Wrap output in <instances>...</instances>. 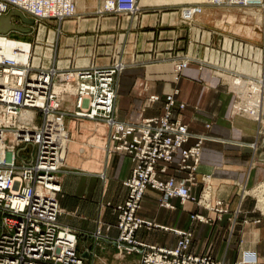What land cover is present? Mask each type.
<instances>
[{
  "label": "crops",
  "instance_id": "crops-1",
  "mask_svg": "<svg viewBox=\"0 0 264 264\" xmlns=\"http://www.w3.org/2000/svg\"><path fill=\"white\" fill-rule=\"evenodd\" d=\"M97 2L77 0L82 17L61 25L51 24L55 28L50 27V32L42 25L35 32L38 25L29 26L12 19L14 27L32 30L15 32L21 37L11 38L22 41L34 34L36 40L33 36L28 43L34 65L55 66L63 71L105 68L120 53L127 67L117 78L115 117L119 121L137 123L162 115L166 95L177 90V105L183 103L186 107L180 111L176 106V114L188 125L190 133L207 137L198 173L207 178L214 197L223 200L230 212L217 220L215 213L194 203L182 206L177 199L170 201L175 210L165 209L160 206L161 194L149 190L139 215L157 225L192 230L190 251L196 255L210 253L226 263L253 255L263 258L264 216L254 206L255 198L250 194L264 182V114L260 122L234 114L237 96L232 77L240 74L244 79H264V32L251 28L247 19V10L264 8L206 4L194 25L188 27L182 25L178 11L164 12L169 9L151 10L114 24L113 17H84L94 13ZM109 30L123 31L126 35L120 36H128V41L124 42L122 37L118 44L105 46L110 42L103 33ZM189 56L195 61L176 80L175 61ZM197 61L213 65L201 68ZM153 95L161 100L149 103ZM74 99L67 97L63 103V110L69 115L65 120L68 141L59 174L62 187L59 223L79 233L78 253L87 264H138L139 255L118 254L111 240L119 236L118 219L113 209L106 206L127 198L128 189L123 181L131 176L133 165L127 156L108 151L109 128L103 121L75 117ZM195 140L192 138L187 146ZM178 160L179 156L175 162ZM169 174L182 176L174 169ZM201 190L199 185L194 192L199 195ZM244 190L248 195L242 198ZM238 208L241 213L234 222ZM194 213L211 217L213 222L193 221ZM245 218L248 223H244ZM257 219L261 222L257 223ZM99 229L102 237L97 238ZM137 238L160 247H174L177 241L173 233L158 228H143Z\"/></svg>",
  "mask_w": 264,
  "mask_h": 264
},
{
  "label": "built area",
  "instance_id": "built-area-1",
  "mask_svg": "<svg viewBox=\"0 0 264 264\" xmlns=\"http://www.w3.org/2000/svg\"><path fill=\"white\" fill-rule=\"evenodd\" d=\"M206 4L264 7L263 1L214 0L171 8L178 10L182 25L191 27ZM171 8L141 6L140 0H101V10L96 13L137 16L142 10ZM12 11L33 19L35 25L51 21L62 24L81 18L77 0H0V21ZM9 40L20 44L10 52L0 48V264H87L78 253L79 233L58 220L62 193L59 174L68 141L65 120L69 114L63 110V103L68 96L75 98V117L103 121L109 128L108 151L127 156L133 165L131 176L123 181L128 189L127 198L119 204L106 205L118 219L119 236L111 240L119 255H139L138 264H264V257L255 255L233 263L217 260L210 253L196 255L190 251L192 230L157 225L139 215L149 190L161 194L160 206L165 209L175 210L170 201L177 199L182 206L194 203L215 213L217 220L230 212L223 200L214 197L207 178L198 173L207 137L190 133L188 125L176 114V106L180 111L186 107L183 103L177 105V90L166 95L162 115L137 123L119 121L115 117L117 78L127 67L124 62L76 71L35 66L31 48L25 59L23 41L0 33V41ZM193 61L190 56L175 61L176 80ZM199 65L202 68L213 64L203 61ZM232 85L237 96L234 114L262 121L264 79H244L239 74L232 77ZM160 100V96L153 95L149 103ZM192 138L196 139L195 143L187 146ZM177 156L179 160L175 162ZM170 169L182 176L169 174ZM199 185L202 190L197 195L194 189ZM245 195H248L246 190L242 198ZM251 195L257 201L256 209L264 216V182ZM240 213L238 208L234 222ZM191 219L206 224L213 222L211 217L196 213L191 214ZM143 228L173 233L177 237L176 245L160 247L140 241L137 233ZM95 236L102 237L100 229Z\"/></svg>",
  "mask_w": 264,
  "mask_h": 264
},
{
  "label": "rangeland",
  "instance_id": "rangeland-1",
  "mask_svg": "<svg viewBox=\"0 0 264 264\" xmlns=\"http://www.w3.org/2000/svg\"><path fill=\"white\" fill-rule=\"evenodd\" d=\"M184 2H182L181 4H184V3H201V2H207V3H211V2H209V0H183ZM253 1H263V3H264V0H253ZM252 1V2H253ZM100 3H101V0H98V2H97V6L98 7H96L95 6V8H93L94 9V13H89L90 15H85L84 17H86V18H97V19H99V18H105V17H113V19L111 20L112 22H113V24L116 22H119V19L120 20H123V21H125V19H127V20H130V15H126V14H122V15H120V14H117V15H112V14H104V16L103 15H100V14H97L96 13V10H98V8L100 9ZM181 4H177V5H181ZM140 5L141 6H149V7H154V8H165V7H167V8H171V7H174V6H177V5H168V6H165V5H163L162 4V1L160 0V2L159 3H144V4H142V0H140ZM157 5H162V6H157ZM264 8V7H263ZM93 9H91V10H93ZM89 10V9H88ZM152 9H147V10H142V12L140 13L141 14V16H143V15H145V14H147V12H149V11H151ZM173 10H176V11H178L177 9H174V8H171V9H169V10H164V12H170V11H173ZM248 12H247V14H248V21H249V23H248V25L251 27V28H254V27H257V28H255L257 31H259V32H264V10H261V11H255V10H247ZM101 16H103V17H101ZM140 15H138V17H139ZM257 16V17H256ZM82 17V16H81ZM132 17V16H131ZM259 17L261 18L262 17V20H259ZM133 18V17H132ZM15 21H20V23L21 24H23V21L20 19V18H18V17H14L13 18ZM67 21H69V20H67ZM75 21H77V20H75ZM66 22V21H65ZM54 23L56 24V25H61V24H59V23H57V22H54V21H51V22H44V23H42V24H40V25H42V26H45V27H47V29H48V31L50 32V30L49 29H51L50 27H53V28H55L53 25H54ZM258 23V24H257ZM51 24H53L52 26H51ZM40 25H38L36 28H35V32H37V28L40 26ZM16 28H19L18 26H16ZM53 30V29H52ZM41 31H42V33L45 31V28L44 27H42V29H41ZM11 32H13V31H10L8 34L11 36V37H17V38H20L21 37V35L20 34H18V33H15V32H17V31H15V32H13V33H11ZM54 32H55V30H53V32H52V34H54ZM60 32V31H59ZM20 33V32H19ZM123 33V35H126L123 31H116V30H109V31H106L105 33H103V34H107V37H109V40H107L108 42H110V43H106V45L105 46H114V45H116V44H118V39H121L122 37H124V42H127L128 41V39H129V37L127 36V37H125V36H120L121 34ZM33 36H34V34H32V36H29V37H23V42H25V43H30V42H32V41H30V39L31 40H33ZM113 36H116V37H113ZM34 39L36 40V38H35V36H34ZM53 43V42H52ZM54 44V43H53ZM52 44V45H53ZM123 50H126L127 51V49H126V47H124L123 48ZM32 56H33V53H32ZM119 57V58H118ZM121 56H120V53H118V55L117 56H115L114 57V59H113V61L111 62V64L109 65V66H112V65H114V64H116V63H118V62H124V60L122 59V58H120ZM37 60H39L38 62L40 63V56H37ZM42 58V57H41ZM42 63V62H41ZM40 63V64H41ZM34 64V63H33ZM36 66V65H35ZM40 66V65H39ZM42 66V65H41ZM119 77V76H118ZM68 97H73V96H68ZM74 101H75V99H74ZM252 194V193H251ZM250 194V195H251ZM257 205V201H256V199H254V206H256ZM258 208H262L261 207V205H258ZM239 218V217H238ZM238 218H237V220H238ZM258 220V219H257ZM256 221V220H255ZM251 222V221H250ZM244 223H248V220H246V218H245V221H244Z\"/></svg>",
  "mask_w": 264,
  "mask_h": 264
},
{
  "label": "bare ground",
  "instance_id": "bare-ground-1",
  "mask_svg": "<svg viewBox=\"0 0 264 264\" xmlns=\"http://www.w3.org/2000/svg\"><path fill=\"white\" fill-rule=\"evenodd\" d=\"M106 1V0H104ZM162 1V4L165 5V6H168V5H177V4H181L182 2H184L183 0H161ZM214 0H209V2H213ZM250 1H253V0H250ZM159 3L160 0H142V4L144 3ZM201 3H207V2H201ZM162 6V5H161ZM105 9L103 8L102 12H104ZM248 12V11H247ZM249 14V13H248ZM257 17V16H256ZM259 20H262V17L260 18L259 17ZM258 24V23H257ZM24 45V49L26 51V55H25V59L28 58L29 56V49L31 48V46H29L27 43L25 42H22ZM19 41H14V40H9L7 42H2L0 41V48H3L5 51L8 50L10 52V50L14 47H17L19 45ZM32 51V50H31ZM246 69V68H245ZM245 69H242L243 71H245ZM227 80V79H226ZM29 114V113H28ZM28 114H25V117H28Z\"/></svg>",
  "mask_w": 264,
  "mask_h": 264
},
{
  "label": "water",
  "instance_id": "water-1",
  "mask_svg": "<svg viewBox=\"0 0 264 264\" xmlns=\"http://www.w3.org/2000/svg\"><path fill=\"white\" fill-rule=\"evenodd\" d=\"M13 17H19L24 24L29 26H34L35 21L33 19H27L23 14L18 11H12L8 16H5L0 21V33L7 34L10 31H20L21 33H30L32 29L30 28H16L12 25L11 19ZM30 151V150H28Z\"/></svg>",
  "mask_w": 264,
  "mask_h": 264
}]
</instances>
